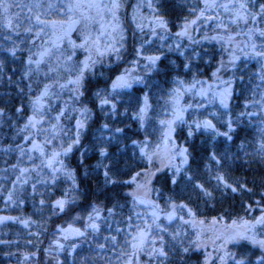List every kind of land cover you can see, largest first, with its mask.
<instances>
[{"label": "snow or ice", "instance_id": "1", "mask_svg": "<svg viewBox=\"0 0 264 264\" xmlns=\"http://www.w3.org/2000/svg\"><path fill=\"white\" fill-rule=\"evenodd\" d=\"M145 7L148 15L141 12ZM125 8L126 0H0V81L15 88L14 95L0 97V132L9 141H0V153L16 156V163L0 170L15 177L6 204H24L20 197L26 198L30 186L34 203L40 197L38 211H48L47 219L75 213L67 227L56 226L55 239L45 249L54 264H64L58 258L63 252L76 253L78 264H264V191L254 203H242L244 216L230 223L227 210L210 219L207 215L215 210L216 192L257 194L246 181L229 183L225 176L237 161L264 166V0H197L177 18L175 33L161 12L162 0H138L132 5V53L121 14ZM202 25L214 34L201 40L214 41L221 52L209 77L196 65L209 56L195 47L201 40L194 33ZM73 32L79 33L78 43L71 39ZM156 41L158 47L146 55ZM129 54L133 58L126 61ZM167 54L177 59L163 70L170 78L164 82L172 85L163 89L151 76L162 71L159 64ZM8 58L19 61V68L8 69ZM250 61L256 64V71L248 73L250 96L233 113L234 81L245 80L236 73ZM137 85L141 94L133 96L129 90ZM188 96L192 100L183 103ZM132 123L142 138L127 135ZM181 126L187 129L185 144L175 136ZM198 133L206 139L197 156L187 141ZM93 158L95 163H89ZM137 159L146 166L133 171ZM201 162L209 180L200 178ZM165 170L163 185L172 186L167 196L154 187ZM129 174L130 179H121ZM82 178L96 179L95 188H83ZM60 183L67 187L53 200ZM259 186L264 188V176ZM118 188L130 189L123 203L119 192L109 191ZM177 197H183L179 203ZM256 210L259 215H253ZM16 219L0 216V222ZM20 222L26 228L45 227L43 221ZM84 242L89 247L80 255ZM253 250L260 253L255 260ZM29 255L36 253L24 260ZM72 264H77L75 257Z\"/></svg>", "mask_w": 264, "mask_h": 264}, {"label": "trees", "instance_id": "2", "mask_svg": "<svg viewBox=\"0 0 264 264\" xmlns=\"http://www.w3.org/2000/svg\"><path fill=\"white\" fill-rule=\"evenodd\" d=\"M195 4L194 0H162V8L161 12L168 18L172 24H171V31L173 33L176 32L177 28L175 27V24L178 22V17H183L187 14L188 8ZM20 11V10H19ZM18 12V10L16 11ZM122 14V13H121ZM123 16V15H122ZM124 17V16H123ZM125 27L127 29V49L128 53H132L133 47H134V39H133V26L132 23L126 20L125 17ZM74 36V34H73ZM194 36L197 40H201L202 36L200 33H194ZM171 43L173 41L169 40ZM168 41V43H170ZM183 43L187 44L188 41L184 40ZM159 41H156V43L152 46V48L147 49L145 51V54H153V51L156 47H158ZM197 47V50H206L209 53V56H206L204 58V61L210 60V63H205L204 61H197L196 65L199 68V71L203 74L204 77H209L211 72L214 70L216 66V62L220 59V45L216 44L214 41H204L201 40V44ZM166 51V49H165ZM133 58L132 55H126L125 60L129 61ZM4 57L0 56V60H3ZM176 56L174 54H167V59H163L162 63L159 64L160 69L162 70L160 73H154L151 76V80L156 82L161 88L167 89L171 87V83H165V79H170L168 77H165L164 71L167 67H171L169 64V61L176 60ZM225 59L227 57L225 56ZM7 68H19V61L16 63L12 62L11 58H8L6 61ZM179 63V61H177ZM125 65H120V67H124ZM239 67L243 70L242 72L236 73L237 76L243 74L245 76L244 82H241L239 79L234 81V88L235 93L231 101V106L233 113L241 111L243 103L245 101L246 97L250 96V85L248 83V73H252L256 71V64L254 61H250L247 63V67L245 68L244 64H240ZM7 71V70H6ZM193 71H196V67L193 68ZM19 75V72H17V76ZM231 73L228 75H223L224 79H228ZM186 79L191 78V73L188 74ZM15 79V77H14ZM256 81L253 80V83ZM133 96H137L141 94V86L137 85L134 86L132 90H129ZM155 91V90H154ZM6 94H15V88L12 85H9L6 83V81H0V97L6 98ZM127 99V97H126ZM15 103V101H13ZM152 103L154 107L156 108L157 112H162L163 109L160 107V104L156 103V98L153 97ZM162 104V101L160 102ZM3 106V105H0ZM123 110V107L122 109ZM216 109L212 108L211 110L208 109V111H214ZM99 116V114H98ZM191 117H189L190 119ZM120 119H123L124 124L131 123L129 120L121 117ZM22 123V121H21ZM122 126V125H117ZM7 131L5 127V132ZM187 129L181 127H177L175 136L178 143L185 144V134ZM128 136H131L132 138H142V133H137V126L135 123H132L131 128L129 129ZM243 135V133H241ZM4 132H0V141H2L3 144H7L9 141L3 139ZM205 139L206 137L200 133L196 134L195 137L189 141H187L188 145H192L195 147L196 152L195 154L198 156L200 154L201 149L205 145ZM223 138H219L217 141L218 146L221 150L224 148V144L222 142ZM239 138H237L236 143L238 144ZM232 151H235V146H233ZM129 156L131 155V149L129 148L128 151ZM138 155V154H137ZM7 161V163H5ZM71 162L73 165L76 163L75 156L71 157ZM16 163V156L15 154L10 155H4L0 153V170L10 166L11 164ZM89 163H95V159H90ZM146 166V162L140 161L139 159L136 160L135 167L133 168V171H137L140 168H143ZM155 167H158V163H156L153 167V170H155ZM215 171V169H213ZM200 172H201V180H209L208 171L204 168V162H201L200 164ZM4 175H9L10 179L8 181H5L2 179ZM164 175H167V171L165 170L162 173H158V176L161 177V179H158L154 183V187L156 188H162L164 195L167 196L169 193V189L172 187L169 185L168 187H164L162 177ZM261 176H264V166H261L259 162L252 164L251 166L243 164L240 161H237L236 163L231 164L230 168L227 170V175L225 176V179L229 183H233L235 180L239 179L240 182H247V187L253 188L254 191L257 193L254 196H250L247 193L243 192H236L232 193L229 189L226 193H224L223 196H221L220 192H216V201H215V210H209L207 212V215L209 219L212 216L222 214L221 210H227L231 213V216L228 218L227 222H231V218L239 216H244V211L241 208V204H248L249 202L254 203L256 200L260 199L259 193L261 191H264V188H261L259 186V179ZM14 175L9 173H4L3 171H0V216L5 217H15L18 218L16 220H6L3 222H0V241L5 243H0V264H54V261L52 260L51 256L47 255L45 252V249H47L50 245V243L55 239L53 236V232L57 225L62 224L64 227H67L69 223H72V216L75 213H70L68 215H61L58 218L52 217L51 219H47L49 216V213L47 210H45L42 214L38 211L37 204L40 199L39 196L35 197V203L30 195L31 193V187H28V193L25 196H21V199H25L24 204H6L5 197L7 196V190L11 188V179H14ZM102 181V177L99 178ZM121 179H130V174L122 176ZM253 180L256 181V184H253ZM211 184H215V181H210ZM83 188H95L96 186V179H83L82 178V185ZM67 187L66 184L60 183L57 186V189L55 190V194L52 195L51 199H56L57 196L60 195V191ZM128 188H118L115 190L109 189V191H116L121 194V202L123 203V193L129 191ZM38 191H44L43 188H38ZM179 192V189L176 190ZM153 196L155 197V193H153ZM183 197H177V203L180 202V199ZM89 199L91 200L92 197L90 196ZM98 199L105 200V196L100 195L98 196ZM159 202L163 205L164 200L160 199ZM87 201L84 204H81V207L86 206ZM109 206L110 203H109ZM79 211V209H77ZM127 209L124 210V214L127 215ZM260 212L256 210L253 215H259ZM187 218V217H185ZM31 219L32 221L41 222L43 221L45 224V227L38 228L36 224H32L30 227L26 228L24 225L20 222L21 220ZM177 223H179L177 221ZM74 227H82V223H75L73 224ZM176 227V224L172 225V229L174 230ZM190 231V230H189ZM39 232L40 235L37 237L36 235H31L30 233H37ZM107 233L101 234V239L103 235H106ZM31 240L32 243L29 244L28 241ZM63 242V241H62ZM75 242V241H73ZM89 245L87 242H84L81 244L79 251L80 255H83L85 251L88 249ZM250 248L251 246L248 245ZM230 250L236 251V248H231ZM255 252V255H253V260H255V256H258L259 250H253ZM30 253H36L35 256L29 255V258L27 260H24V257ZM77 260V264L79 262V256L76 253H73L72 256H68L66 252H63L58 257L64 264H72L73 258ZM195 260V257L193 258Z\"/></svg>", "mask_w": 264, "mask_h": 264}, {"label": "rangeland", "instance_id": "3", "mask_svg": "<svg viewBox=\"0 0 264 264\" xmlns=\"http://www.w3.org/2000/svg\"><path fill=\"white\" fill-rule=\"evenodd\" d=\"M25 2H26V0H25ZM129 1L128 0H126V5H127V3H128ZM138 2V0H131L129 3H128V6H126V8H127V14H128V16H127V19H128V21L129 22H131V14H132V5H134V4H136ZM197 2V0H194V3H196ZM19 11V9H13L12 11H14V12H16V11ZM141 12H142V14H144V15H148L149 14V12H148V9L145 7V8H143V9H141ZM132 23V22H131ZM132 26L134 27V25L132 24ZM214 27V26H213ZM178 30V29H177ZM176 30V31H177ZM75 34H74V36H72L71 35V39L72 40H74V41H76L77 43L79 42V39H78V37H79V33L78 32H74ZM196 33H200V35L203 37L205 34H208V35H213L214 33L212 32V30H211V28H209V27H205V26H201V30L199 31V32H196ZM170 42V41H169ZM171 43V42H170ZM141 71H143V70H141ZM197 100L199 99V98H196ZM192 100V97L191 96H188V97H186L185 98V100L183 101V103H188L189 101H191ZM210 110L212 109V108H209ZM160 118H163V116H161ZM158 163V162H157ZM160 165H159V163H158V167H159ZM209 251H211V248H209Z\"/></svg>", "mask_w": 264, "mask_h": 264}]
</instances>
